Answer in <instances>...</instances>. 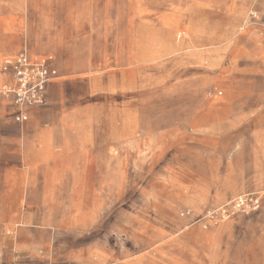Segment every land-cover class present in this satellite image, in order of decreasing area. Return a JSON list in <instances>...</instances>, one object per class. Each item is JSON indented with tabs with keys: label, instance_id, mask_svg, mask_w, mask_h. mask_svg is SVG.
<instances>
[{
	"label": "crops",
	"instance_id": "obj_1",
	"mask_svg": "<svg viewBox=\"0 0 264 264\" xmlns=\"http://www.w3.org/2000/svg\"><path fill=\"white\" fill-rule=\"evenodd\" d=\"M236 3L218 7L217 24L173 35L193 85L171 86L152 117L140 102L134 117L117 66L69 75L50 54L57 77L23 124L0 101V264H151L130 258L128 239L160 237V208L205 201L198 216L178 213L191 225L227 199L264 190V0ZM7 36L0 32V90L14 86L6 59L26 50L37 60L25 45L6 49ZM83 87L100 100L83 104ZM89 110L111 114L85 117ZM131 188H149L157 210L131 203Z\"/></svg>",
	"mask_w": 264,
	"mask_h": 264
},
{
	"label": "rangeland",
	"instance_id": "obj_2",
	"mask_svg": "<svg viewBox=\"0 0 264 264\" xmlns=\"http://www.w3.org/2000/svg\"><path fill=\"white\" fill-rule=\"evenodd\" d=\"M225 5L231 11L238 6L236 0H0V32L8 35L6 49L12 46L17 52L25 45L37 60L50 54L69 75L117 66L118 84L131 90L130 102L136 103L134 117L140 102L142 116L147 118L159 112L152 104L169 102L165 96L171 86L193 85L185 77L187 62L181 53L185 46L173 40V35L182 37L186 26L199 29L217 24L218 7ZM231 22L225 15L224 23ZM82 93L83 104L100 100L87 95L85 87ZM168 112L162 108V117ZM109 114L107 110L84 111L85 117ZM148 192L149 188L141 194L138 188L129 191L130 202L139 199L147 213L158 208L148 205ZM256 193L260 198L257 212L236 214L218 223L205 220L189 225L178 218L186 208L198 216L208 207L202 199L197 205L172 207L171 212L160 208L155 214L161 220L155 225L161 236L130 237V258L151 264H264V190Z\"/></svg>",
	"mask_w": 264,
	"mask_h": 264
},
{
	"label": "built area",
	"instance_id": "obj_3",
	"mask_svg": "<svg viewBox=\"0 0 264 264\" xmlns=\"http://www.w3.org/2000/svg\"><path fill=\"white\" fill-rule=\"evenodd\" d=\"M52 57L45 56L31 60L26 50L4 61L5 72L10 71L14 86L0 90V101H8L15 110L14 121L23 124L27 120L26 110L45 103L47 84L57 77L52 65ZM260 208V198L256 194L236 197L226 204L201 214L193 223L208 220L213 223L228 220L236 214L250 215ZM189 212L181 216H187Z\"/></svg>",
	"mask_w": 264,
	"mask_h": 264
},
{
	"label": "bare ground",
	"instance_id": "obj_4",
	"mask_svg": "<svg viewBox=\"0 0 264 264\" xmlns=\"http://www.w3.org/2000/svg\"><path fill=\"white\" fill-rule=\"evenodd\" d=\"M8 18V17H7ZM17 22V21H16Z\"/></svg>",
	"mask_w": 264,
	"mask_h": 264
}]
</instances>
